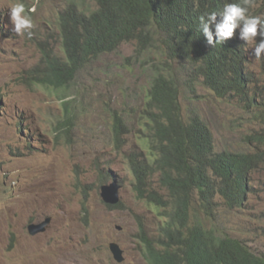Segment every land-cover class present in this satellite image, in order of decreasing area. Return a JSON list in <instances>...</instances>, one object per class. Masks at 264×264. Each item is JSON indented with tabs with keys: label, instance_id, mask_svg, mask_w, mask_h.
I'll return each mask as SVG.
<instances>
[{
	"label": "rangeland",
	"instance_id": "374dc122",
	"mask_svg": "<svg viewBox=\"0 0 264 264\" xmlns=\"http://www.w3.org/2000/svg\"><path fill=\"white\" fill-rule=\"evenodd\" d=\"M13 2L0 0V264H147L137 239L140 225L154 236L163 219L156 206L139 198L126 158L146 143L133 127L118 144L113 126L116 115L134 118L144 107L145 90L158 71V50L141 55L135 42L125 43L86 66L67 93L33 86L26 76L42 64V55L27 36L12 30L8 5ZM21 2L26 10L35 8L33 37L53 34L68 4ZM245 46L251 86L257 88V99L264 100V58L257 60L251 46ZM170 66L182 82L184 114L203 117L217 149L255 151L257 144L249 140L264 134L263 109L236 97L218 98L202 85L192 92L184 85L191 67ZM64 101L71 102L77 117L71 130L59 136ZM115 181L122 186L121 206L111 208L101 188ZM250 184L244 209L229 211L221 203L216 216L222 218L221 232L264 256V166L253 173ZM49 217V228L32 236L29 226ZM113 242L125 251L123 263L114 259Z\"/></svg>",
	"mask_w": 264,
	"mask_h": 264
},
{
	"label": "trees",
	"instance_id": "16d2710c",
	"mask_svg": "<svg viewBox=\"0 0 264 264\" xmlns=\"http://www.w3.org/2000/svg\"><path fill=\"white\" fill-rule=\"evenodd\" d=\"M225 2L233 0H68L53 34L29 39L42 64L26 80L66 93L86 66L125 43L135 42L141 55L158 50V71L145 90L144 107L134 118L116 115L113 126L118 144L133 127L146 143L126 158L139 198L156 206L163 219L154 236L140 225L137 239L147 264H264V256L243 240L221 232L222 218L216 216L221 203L229 211L245 208L252 175L264 166V134L250 137L255 151H219L203 117L184 114L182 82L170 66L191 67L184 85L192 92L202 85L218 98L236 97L263 109L264 122V100L251 86L246 46L234 38L213 49L200 32L199 17L221 11ZM249 14L264 16V0H255ZM64 110L59 136L77 117L71 102L64 101Z\"/></svg>",
	"mask_w": 264,
	"mask_h": 264
},
{
	"label": "clouds",
	"instance_id": "9594fccd",
	"mask_svg": "<svg viewBox=\"0 0 264 264\" xmlns=\"http://www.w3.org/2000/svg\"><path fill=\"white\" fill-rule=\"evenodd\" d=\"M253 7L255 0H233L225 2L219 12L211 11L201 15L200 32L206 44L214 49L217 45H224L229 40L238 38L243 45L251 46V54L257 60L264 58V16L250 15V8ZM8 9L12 30L20 37L27 36L31 39L35 27L31 13L35 8L26 10L25 4L16 0L8 5ZM115 182L120 184L119 181Z\"/></svg>",
	"mask_w": 264,
	"mask_h": 264
},
{
	"label": "water",
	"instance_id": "95a60500",
	"mask_svg": "<svg viewBox=\"0 0 264 264\" xmlns=\"http://www.w3.org/2000/svg\"><path fill=\"white\" fill-rule=\"evenodd\" d=\"M121 185L117 182H114L110 185H104L102 187V198L104 202H106L109 205L115 206L118 205L121 201L120 197V191H121ZM52 223V218L49 217L45 221L41 223H33L29 226V232L32 236H37L41 233H44L48 228L49 225ZM120 229V228H119ZM110 250L112 254L114 255L115 260L118 263H123L126 259L125 257V251L118 243H111L110 244Z\"/></svg>",
	"mask_w": 264,
	"mask_h": 264
}]
</instances>
